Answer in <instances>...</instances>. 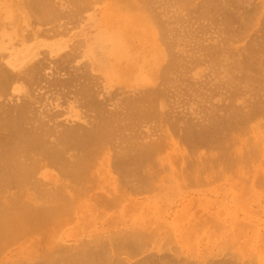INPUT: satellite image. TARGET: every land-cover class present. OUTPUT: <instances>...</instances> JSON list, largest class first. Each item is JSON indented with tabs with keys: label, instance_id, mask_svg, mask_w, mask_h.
<instances>
[{
	"label": "rangeland",
	"instance_id": "1",
	"mask_svg": "<svg viewBox=\"0 0 264 264\" xmlns=\"http://www.w3.org/2000/svg\"><path fill=\"white\" fill-rule=\"evenodd\" d=\"M2 1V8L9 11L12 18L10 17V19L5 21L2 49L0 50V52L4 53L5 56L10 55L12 52H14L17 66L20 71L26 70L32 64L35 65V62L37 61L43 62L44 64H46V66L42 69V72H44V74H46L48 78L50 76L55 77L59 75L55 78L50 77L51 79L71 78L74 75L71 72H74L73 70L75 67H78L77 71L78 73H81L83 70L87 69V67L84 66L86 62H90L91 60H94L96 62V59L94 58L83 56V51H85L84 49L86 47V44L90 43V41L92 40V38L90 37L86 40V36H88V34L95 35L96 33L104 29L113 28L115 30L116 27L111 26L115 24L116 20H119L118 18L114 17L115 14L119 12V10H129L128 12H130L131 14H143L141 15V17L145 16L143 18H147L146 20H148L149 23L146 26L150 29H154L155 33H157L155 41L151 43H155L158 48H161L164 51L167 60L169 59V57L168 52L166 51H169L171 49V52L174 51L173 53H177L178 51L180 54L182 52L181 56H183L184 51L186 53H184V55H188L193 51L197 55H199L200 53L203 54V52L207 50L206 48L208 47H206L205 49L202 47L204 49L202 50V48L200 49L199 47V43L200 45L202 43H206L209 45L210 42L214 44L218 39L219 46H221V43H224L222 42L221 38H224V34L227 35V32L224 29L228 27L231 29L232 27H234L231 30L229 29L231 33L232 30L236 29L237 25L239 26V24L245 23L246 18L247 20L244 24L246 26L240 25L244 30L246 27V32L244 30L243 32H241L242 34L238 32L239 38L237 36L238 34H235L237 38L235 39V37L232 36L231 38H234L232 39L234 41L232 42V40L230 39V43L228 42L230 46L228 45V47L226 45V51L229 50L226 53L224 51L225 55L228 56V61H225L226 63L234 60H236V62H241L243 60V57L247 53V48L245 46L247 44L248 47L251 38L253 37L252 40L254 41H251L253 45L251 44L252 46L249 48L257 47L256 42L258 41V39L256 40L255 36L264 35V32H262L264 26H261L262 24H264V21H261V19H264L262 18L264 17V0H251V3L249 4L248 2H250V0H236L234 4H229V6L231 7L234 6L233 8L236 7L235 9L230 8L234 12L235 10H237V4L240 6H238L239 10L237 11L239 13L240 11L243 12L240 13L241 18L240 16L237 17L240 18L238 19V22L233 24L235 21H232V24L236 26L230 24L231 27L230 25L227 26L224 24L223 18L225 15L221 17L218 16V14L217 16L219 18L217 19L219 20L221 18V23H223V26L225 25L224 29L219 27V23L221 20H214L215 24H213V26H216L212 28V23H210L209 20V17L211 19V15L208 14L209 17L207 14H205L204 16L201 15L202 13L200 10V3L201 1L204 2V0H201L200 2H198L199 0H192L187 1L186 3L183 2V4L180 2L182 4L180 5V7L177 5L180 4L179 2L177 3V0L176 2H169L170 5L169 3L167 5L169 7L162 6L161 3L164 4L163 0H160L159 3H153V0L149 5L153 7V11H151L152 8L148 6L143 7L141 5L142 3H140L139 0H89L83 10L77 14L71 13V10H73L71 9V6L74 7V5H70L69 9V4H67V7H64L66 6V2H63L64 0H55V3L57 4H55V6H58L61 9H58L57 7V10L61 12V16L58 15L57 17L45 23L37 22L27 18L28 14H25L24 12L25 6L23 5V1ZM56 1L62 2L65 5H58L60 3ZM221 1H227L228 3L230 0ZM203 2L201 3V5L203 4ZM158 4H160L159 7H157ZM197 4H199L198 6H200L199 9L198 7L197 9L195 8V5ZM124 6L126 7L125 10ZM162 8L164 9L163 11ZM165 9L169 11H166ZM62 10H64L65 12ZM159 10L161 11L160 13H158V15H161L160 17L156 13L159 12ZM198 12H200V14ZM152 13H156L155 15L159 17V21L158 19H155L157 17L151 15ZM251 13L255 15L253 16L251 15ZM246 14L248 16H246ZM198 15H201L202 17H205L207 15L206 18L208 17V19H201V16L198 17ZM171 17L176 19L172 20ZM179 17L182 18V20L179 19ZM254 17L255 20L253 19ZM161 18H166L164 22L165 25H161L160 21H164V19ZM168 18L172 22H170ZM237 18L234 20L237 21ZM188 19H190L191 21ZM154 20H157L158 23ZM207 20L209 21L207 22ZM240 20H243L244 22L242 21L241 23ZM217 21L219 22L218 24L216 23ZM167 22L170 23L168 24ZM260 22L262 23L260 24ZM205 23H210L211 25L209 24V26H212L210 27L211 29ZM221 23L220 26H222ZM158 24H160L161 27H166H162L163 30H167L169 27H173L170 30L168 29L169 32L167 31L166 34L162 32V34H165L163 35L166 36V40L164 37H162L163 35L161 34L160 30L162 28L159 29ZM203 24L206 26V29L209 28L213 32L208 29L207 31H204L205 28H201ZM248 25L250 28L247 27ZM260 26L262 28H260ZM174 27L175 31L180 30V33L178 31L177 34V32L173 30ZM239 28L241 29V27ZM214 29L216 31H214ZM222 29L225 33L222 32ZM171 30H173L174 32H172ZM217 30L222 32L221 33L218 31L221 35L218 34ZM237 30H235L234 32H237ZM214 32L217 33L218 36L220 35L221 38L219 36L215 39L216 34ZM172 36L175 38V40L172 38ZM258 36L256 38H258ZM167 37H169L170 41H172V39L174 40V45H172V42L168 41L169 44L171 43V47L169 46L171 49L167 48L169 45L168 43H166ZM209 38H211L212 40ZM218 42H216V44ZM247 42H249V44ZM57 43H64V46L62 48H58ZM211 43L210 45L212 46L213 44ZM203 44L201 46L205 47L206 44ZM195 46H198L199 48H196ZM184 48L188 50L190 48L191 49L188 51ZM197 49L200 51H198ZM68 51L72 52L73 57L70 58V60L64 62L65 68L60 69L55 67L56 65L54 64L56 63L53 60L58 59L60 55ZM20 53H22L21 58L18 57ZM230 53H236V55H231ZM242 53L244 55H242ZM261 54V58L264 59V53ZM167 60L163 61V64ZM188 67L186 68L187 70L185 69V71L183 68H181V71L183 70L182 74H184V80L182 78V74H180V80H178L177 74H179V72L181 73V71H178V73L175 74L177 80H172L171 83L168 82V87H171L172 85L186 86V84L188 85L192 81L196 85H199L198 83L201 81L200 79H202V81L204 80L202 83L203 86L204 84H206L204 88H207H205L206 90L204 88V90L202 89L203 93L194 94V90L189 89L187 94L181 92L182 96H179V94L177 96L172 95L173 97L168 96L169 98L166 97L167 99L165 97L160 98L162 103L164 104L163 110L166 109L167 111L171 110V112H175L174 114H170L169 112V114L173 116V120H175V118L177 117V113H180L178 116H183V118L178 121L177 127L179 125L180 126L176 129V131L173 132V130L170 128V122H168L169 126L167 125L166 121L164 124L160 122L161 125H158V119L156 121L155 118H149L148 121L144 119V121H140V123L138 122V124L136 125V128L138 127V129L143 130V132H139H142L143 135L148 133L146 134V136H149V138L151 139L153 137L155 138L156 136L158 137V134L160 132V136L163 133V139L164 136H166V139H164L166 142L163 149H158L157 154L156 152H153L150 160H148L145 164L143 163L144 165L142 164V168H138V171L136 170L134 172L136 174H132V178H130L131 174L127 175L128 177L130 176V179H127V176L125 178L124 176L121 178L122 175H119L120 173L117 172L120 170H115L113 166L110 165L112 163L110 161H113L115 159L114 155H117L116 153L120 149L119 146L118 148L117 146H115L117 145V143H119L117 142L119 138L114 141L111 140L112 143L116 142L115 145H113L112 143L104 145V148L100 152L102 154L99 153V156H96V166H93L94 168L92 167L91 171L89 170L90 175L88 176V178H90L91 176L95 177L94 179L96 181H93L91 178L89 179L90 182L89 180H85L86 184L84 185L87 187H85L83 184L82 187L79 186V184H71L72 186H77L76 188H78L79 193L83 192V195H86L87 192L88 195L80 196L79 194L77 198H74L75 201L71 205H73L74 207H72L75 209L70 207V211L61 217V221L56 223L50 222L49 225L42 226V228H40V230H37V232L23 236L21 240L19 239V241L16 240L14 242L6 244L7 246L3 247V249H5L2 252L0 249V264H20L22 262L23 264L25 262L28 263V261L26 260L27 257L25 256V248H31L38 245L39 247L43 246L41 248L45 250V245L49 244H47L45 240H48L49 235L50 239L48 240V242L52 241L54 245L60 244L71 247V245L75 246L85 242L96 241V244L98 246L103 245L102 241L104 242V240H107V243L111 242L110 240L116 237L117 233L119 235V231L120 236H123V233H125V231L126 234H130V232L133 233V231H140L138 234H142L141 232H143L142 238L141 235H138L139 241H141L142 239L143 241H141V243L144 242V247L142 246L143 249L141 248L142 252L140 251V249L139 251L137 250L136 254L118 253L116 255L115 252H111L112 254L110 253L113 258L119 256L126 263H135L146 256L148 257L151 254H156V256L158 257V255L160 254L164 255V253H169L170 256H172L173 254L175 257L172 256V258H177V261L179 260V258L180 260L182 259V262L179 263H176V260L174 259L176 264H184L186 260L189 261V264H210V262L213 264L214 262L219 263V261L221 262L222 260H228L227 262L229 263L230 258V262H233L232 260H235L233 262H236L235 264H264V114H262L264 112L260 110L261 115L259 114L256 115L255 118L253 117L252 119L254 120H250V122L248 121V125H240L243 126L244 129L238 126L239 129L237 127V129L234 128V132L231 129V133L229 130L226 134L224 133V135H222L221 133L220 137L215 138V140L217 141L213 140L211 142L209 140L210 142H207L204 145L202 144L200 146L198 145L200 143H194V145H192V142L186 143V141L184 142V140H180V135L184 134V132L186 131L184 129V121L182 122V120L192 118V121L199 123L201 121L199 117L202 118L203 115L202 111L204 105L206 106L208 104L209 106V104L211 105L213 103H220L224 100L228 101L229 97L227 96L228 93L226 92V89L228 87V89H230L234 84L232 80H227L228 77H226V72L223 71V67L221 65H217L212 68L211 65H207V62H201L200 64L198 62L196 64L189 63ZM47 72H49L50 74H48ZM89 72H91V74L93 75L92 78L94 80V87L96 89V93L99 95L97 97L100 100H105V98L102 97L103 95H101L102 93H104V95L107 94L105 87L110 91L115 90L117 92L115 96L116 98H118L116 99L117 104L122 95H125L122 91H126V94L129 92L133 94V92L131 91H134V89L136 90V88H133L136 86L135 81L130 82V85L125 84V82L121 79H114L112 80V82H108V80H104L105 77H103V74H101L96 69H91L90 67ZM232 72H234V75H240V72H237L235 70H233ZM160 78H158L159 80L157 81L156 85L161 82L160 80L162 79ZM212 78L213 80H211ZM82 79L83 78H79L78 81L80 82V80ZM197 79L199 80V82H197ZM206 79L207 81H205ZM71 80H67L68 83H71L73 81ZM187 80L188 82L186 83ZM76 81L77 80H74L73 84H75ZM229 82L231 86L229 85ZM181 83L183 84L181 85ZM45 85L46 84L43 82L39 86H37L34 82L28 83L24 82L23 80H19L16 81L15 86L19 87L20 89L19 91H15V95H17L18 98L22 97L24 93H27L31 98H33V96H40L36 98V100L38 101H36L35 103L36 107H38V110H42L43 108L51 109L52 107L54 108L51 109L52 111L60 109L58 110V112L61 111L62 114L58 113L57 111L54 112L61 114L56 118L64 123H67L68 120L70 123H74L75 121L78 123H83L88 119V116L86 114H83V110H85V108L78 106V102L74 99L75 95H72V92H70L71 94H66L65 98L64 96L63 98H61L62 94L59 92L58 95L57 93L60 90H58L57 92L54 90L51 91L46 89ZM167 85L165 84V86ZM215 85H217V87L218 85L220 86L217 88L218 90L220 88V91L217 93L215 92L216 90L213 89V87L216 88ZM173 86L170 88L171 90L167 87L170 92L174 90ZM222 87H224V89ZM24 88L25 90H23ZM69 88H71V86ZM222 89L226 94H224ZM66 90L67 89H65V91ZM168 90L167 92L169 94L170 92ZM11 92L12 91L10 89V91L6 93L5 98H9ZM262 92H264V88L261 89V92L259 91V98L264 100V96H261L264 95L262 94ZM171 93L169 95H171ZM209 93L211 94L209 95ZM249 94L250 93L240 94L236 96L237 98H230L229 100H232L234 102L236 99V103L243 102V104H245V101L243 100H253V98ZM223 97L224 100H221ZM172 98H174V100ZM111 100H109V102H105V107L107 105V109L109 110L112 108H115L113 110L119 109L120 106H118L117 104H115L116 107L118 106L117 108L112 106L115 100L114 102ZM202 103L205 104L201 105ZM169 106L171 109L169 108ZM200 109H202V111ZM86 112L88 111L86 110ZM184 112L189 115H186ZM155 124H157L160 128V130L158 127L156 128V132H158V130L160 131L157 134L156 132H153L155 128L153 129V131L151 130L153 126H157H155ZM189 128L188 129L190 131L193 129H191V126ZM240 128H242V130H240ZM146 129L148 130L146 131ZM150 130L152 134H150ZM127 131H129L128 133L131 134L132 130L131 128L130 130L126 129L124 131L125 134H128ZM244 131L245 134L240 135L242 134L241 132L244 133ZM173 135L175 137H173ZM115 138L116 136H114L113 139ZM146 139H148V137L143 140L145 141ZM220 141H222V143ZM236 141L240 143L238 144L236 143ZM234 142L235 145L232 146L231 144H234ZM222 146L225 148L228 147L229 150L231 149V151L235 155H231L228 148L226 153L225 148H223ZM114 147L117 150H115ZM220 149H224V152ZM112 155L114 156V158ZM153 155H155V157H153ZM152 158H155V161ZM149 163H152L151 165L153 166L146 165ZM144 168L146 171L144 170ZM45 169L48 171L47 173H45L46 177H43L44 175H41L42 173L39 175V177H42V180L49 181V176L56 175L57 171L51 167H47ZM95 173L96 175H94ZM134 176H136V178ZM91 181H93V183ZM88 185H90L89 187L93 185L92 189L90 188L89 190ZM130 185L133 186V188H135V186H138L140 190L137 188L135 189L139 191V194L135 189H132ZM127 186L130 187L127 188ZM80 187L81 189H79ZM86 188H88V191L84 190ZM130 189L135 190L136 193ZM51 229L53 230L50 231ZM44 231H47V233L45 232L46 234H48L49 232L50 233L47 237H43L44 240L42 241L41 236ZM51 234L53 235L51 236ZM110 236H113L111 237L112 239L109 238ZM146 236H148L147 238H149L150 240L147 239ZM38 239L40 240L37 241ZM53 243L50 242V245H53ZM138 252L139 254H137Z\"/></svg>",
	"mask_w": 264,
	"mask_h": 264
},
{
	"label": "bare ground",
	"instance_id": "2",
	"mask_svg": "<svg viewBox=\"0 0 264 264\" xmlns=\"http://www.w3.org/2000/svg\"><path fill=\"white\" fill-rule=\"evenodd\" d=\"M21 1H23V5L25 6V7L23 6L25 8L24 9L25 14H28L27 18L32 19L34 21L45 23L57 17L58 15L61 16L60 15L61 12L57 10L58 6L57 7L55 6L56 4L55 0H21ZM59 1H56V2H59ZM88 1L89 0H64L63 2L64 3L66 2V6L64 7H67L68 6L67 4H69V7H68L69 9H70V5H74V7L71 6V9H73L71 10L72 11L71 13L77 14L83 10V8L85 7ZM139 1L140 3H142L141 5L143 7L148 6L152 8L151 11H153V7L149 6L153 0H139ZM159 1L160 0H154L153 3L155 2L159 3ZM172 1L176 2V0H163L164 4L163 3L161 4L163 7H166L168 3ZM187 1H192V0H177V3L181 2L183 4V2L186 3ZM200 1L201 0H199L198 2ZM235 1L236 0H232V1L230 0L227 3V1H221V0H217V1L216 0H207V1L204 0V2L201 1V3L203 2L202 5L200 3L201 7L198 6L199 4H197L195 5V8L197 9L198 7L199 9L200 7V10L202 13L201 15L203 16L205 14L211 15V19L209 15L208 17H209L210 23H212V26L213 24H215L214 20L219 18L218 16L223 17L224 15L225 16L223 18L224 19L223 22L225 25L229 26L230 24L233 25L236 22H238V19L241 18L240 13L243 12V11H240L239 13L237 11L239 10L238 4H237V10H235V12L232 9H235L236 7L233 8L234 6L233 7L229 6V4H234ZM59 3L60 4L58 5H61V6L65 5L62 2H59ZM181 3L177 5L180 7V5H182ZM249 3H251V0L250 2H248V4ZM2 4H3V1L0 0V50L2 49V42H3L2 39H3V34H4L3 30L5 27V21L10 19L11 17L10 12L2 8ZM159 5L160 4H158L157 7H159ZM125 8L126 7L124 6V10ZM58 9H60V7H58ZM163 10L164 9L162 8V11ZM128 11L129 10L127 11L119 10V12L115 14L114 17L119 19V20H116L115 24L111 26V27L115 26L116 27L115 30L113 28L104 29L96 33L95 35L88 34V36H86V40L89 37L92 38V40L90 41V43L86 44V47L84 49L85 51H83L84 52L83 56L84 57L89 56L90 58H94L96 59V62L94 60H91L90 62L89 61L86 62L84 66H86L87 69L83 70L81 73H78L77 71L78 67H75L73 70L74 72H71L72 74H74L73 77L71 78L53 79L59 76V75L55 76L56 75L55 74L54 75L55 77L50 76L53 78L51 79L49 77L50 78L49 79L47 75L44 74V72H42V69L46 66V64L40 61L35 62V65L32 64L26 70L20 71V69L17 66L14 52L6 56L4 53L0 52V249H1V252L5 249V248L3 249V247L7 246L6 244H9L10 242H14L16 240L19 241V239L21 240L23 236L33 234L34 232H37V230H40L42 226L49 225L50 222L56 223V222L61 221L62 219L61 217L70 211V207L71 208L74 207L73 205H71L75 201L74 198H77L79 194L80 196L85 195V194L83 195V192L79 193L78 188H76L77 186H72L71 184H76V185L79 184V186L82 187V184L83 185L86 184L85 180H89L90 178L93 181L95 180L94 179L95 177H92V176L88 178V176L90 175L89 170L91 171V168L93 166H96V156H99L98 154L102 151V149L104 148V145L108 143L109 144L112 143L111 140L114 141L119 138L117 140V142H119L117 143V145H115L116 142L112 143L113 145L117 146V148L119 146L120 149L117 151L116 153L117 155H114L115 159L114 160L112 159L113 161H110L113 163V164L111 163L110 165L113 166L115 170L116 169L120 170L117 172L120 173L119 175H122L121 178L123 176L125 178L129 174H131V177L130 176L129 177L132 178L133 177L132 174H136L134 172L136 170L138 171V168L141 169L142 166L145 163H147L148 160H150V157L152 156L153 152L154 153L156 152L157 154L158 149H161V148L163 149V147L165 146V142H166L164 140L166 139L165 138L166 136H164V139L162 137L164 135L163 133H162L163 135L161 134L160 136L161 132L159 131L160 128L158 127V125H161L160 122L164 124L166 121L167 125L169 126L168 122H170L171 124L170 128L173 130V132H175L176 129L180 126L179 125L177 127L178 121H180L183 118V116L180 115L181 116L180 117L178 116L180 113L179 114L177 113V117L175 118V120H173L172 119L173 116L170 115L173 113V111L172 112L171 110L167 111L166 109L163 110L164 104L162 103L160 98H163V97L166 98L172 95L177 96L179 94H180L179 96H182L181 92L184 94H187L189 89L194 90V94L203 93L202 89L206 85L204 84L203 86L202 83L204 80L202 81V79H200L202 81V82L200 81L201 83L197 79L198 80L197 82H199L198 83L199 85H196L193 81L190 83L191 84L194 83V84L191 85L189 83L187 85L186 84L188 82L187 80L186 83H184L186 84V86L182 85L183 83H181L182 86L175 85L177 86L175 87L172 85L174 88V90L171 91L172 93L168 90V88L170 89L172 87V86L168 87L167 85L168 82L171 83L172 80L176 81L177 78L178 80H180L179 79V77L181 76L180 74H182L183 72V70L181 71V68H183L185 71V69L189 66V63L196 64L199 62L200 64L201 62H207V65L208 64L211 65L212 68L217 65H221L223 67V71L226 72V77H228L227 80H232V82L234 83L230 89H228L229 87L227 89L225 88L226 92L228 93L227 96L229 97V99L237 98L236 96L240 94L250 93L249 95L253 98V100L249 101L247 97L245 98L247 100H243L245 101V104H243V102L236 103V99L234 102L229 99L228 101H225L223 97L221 100H224V101L220 103H213L211 105L209 104V106L208 104L205 106L204 105L205 103L204 104L202 103L201 105H204V108H203V111L202 109L200 110L203 112V115H202V118L198 116L201 120V121L199 120L200 121L199 123L192 121V118L182 120V122L184 121L183 122V124H185L184 129L186 131L184 132V134L180 135V140H184V142L186 141V143L192 142V145H194V143H197V144L200 143L198 145L201 146L202 144L204 145L207 142H210V141L212 142L213 140H215V138L220 137L221 133L222 135H224V133L226 134L228 130L229 131L231 129L233 130L236 127L238 128V126L243 128V126H240V125H243V124L248 125L250 120H254L252 119L253 117L255 118V116L259 115L261 111L264 112V110H262L264 109V100L259 98L260 97L259 91L261 92V89L264 88V59H262L260 56L262 55L261 53H264V35L262 36L259 35L260 39L258 35H257L258 38H256L257 36H255V39L256 40L258 39V41L256 42L257 47L249 48L253 45L251 42V41H254L252 40L253 37L251 38L250 44L249 42H247L249 44L248 47H247V44L246 46L244 45L247 48L246 49L247 53L244 57L242 56L243 60L241 62H236V60L227 62V63L225 62V61H228L227 60L228 56L225 55V53L229 51L228 48H227L228 51H226V47L229 45L228 42L230 43V39L231 40L234 39V38H231L232 36L235 37V39L237 38V36L239 38V33L243 32L244 29L240 25L246 26L244 25L247 20L245 16H244L246 18L245 23L243 24L238 23L239 26L237 25L236 29L232 30L233 32L231 31V33H230V30L234 27H232L231 29L229 27L224 29L225 25L223 26V23H221L222 22L221 18L219 20H221L220 23L223 27L220 26V23L218 22L219 20L217 19L218 21L216 23L217 24L219 23V27L223 28L227 32V35L224 34L225 35L224 36L225 39H224L223 37L221 38L220 36L221 34L219 32L221 31L217 30V32L219 31L218 34H220L219 36L222 42L224 43H221L222 45L219 46L218 39L215 41L214 43L215 45L210 42L211 44H213L212 46L210 45L209 42H208L209 45L206 43H205L206 45L202 43L203 45H205V47L201 46L202 44L200 45L199 43L200 49L202 47L204 49L208 47L206 48L207 50H205L206 52L204 51L203 54L198 53L199 55H197L193 51L190 54L187 53L188 55H184L185 53L184 51L183 56H181L182 52L180 54L178 51L177 53H173L174 51L171 52L172 50L170 48L171 43L169 44V42H172L173 43L172 45H174L175 36L174 35H173L174 37L172 36V38L174 39V40L172 39V41H170L169 37H167L166 43L169 44V45L167 44L168 45L167 48L171 49L169 51H166L168 52V57H169V59L167 60L166 54H164V51L161 48H158V46L155 43L154 44L151 43L155 41L157 33H155L154 29L152 28L150 29L146 26L149 23V21L146 20L147 18H143L145 16L141 17V15L143 14L135 15L133 13L131 14ZM166 11H169V10H166ZM160 12H161L160 10L159 12H156L157 15ZM156 13L154 14L152 13L151 15H154L155 17H157L155 19H158L161 15H158L159 16L158 17L155 15ZM198 13L200 14V12ZM251 15L253 14L251 13ZM162 16H163V13H162ZM200 16L198 15V17ZM206 16L205 17L201 16V19L202 18L205 19ZM238 16H240V18H237ZM246 16L248 15L246 14ZM208 17L206 19H208ZM171 18L172 20L176 19L173 17ZM236 18H237V21L234 20ZM161 19H164V18H161ZM165 19L164 21L162 20L163 23L162 21H160L161 25H165L164 23ZM179 19L182 20V18L180 17ZM253 19L255 20V17ZM209 20H207V22ZM154 21L158 23L159 19L158 21L157 20H154ZM169 21L172 22L170 19ZM232 21L233 22L235 21V22L233 23ZM242 21L240 20L241 23ZM261 21H264V19H261ZM261 23L262 22H260V24ZM209 24H206V25H208L209 28L212 27V26H209ZM161 25L158 24L159 29L163 27V26L161 27ZM214 26L212 28H214ZM233 26H236V25H233ZM261 26H264V24H262ZM261 26L260 28H262ZM202 27L205 28L206 26L203 24L201 28ZM239 27H241L242 30ZM247 27H249V25ZM163 28H166V27H163ZM163 28L160 29L161 34L162 32L166 34L167 31L169 32V30L173 27L171 28L167 27L169 30L164 29L166 31H164ZM179 28H182V27H179ZM209 28L207 29L210 30L211 28L210 29ZM207 29L205 28L204 31H207ZM173 30L175 31V27ZM173 30L171 31L174 32ZM224 30L222 31L223 33H225ZM235 30H237V32H234ZM246 30L247 29L245 27L244 31L246 32ZM178 31L180 33V30H176L175 32H177L178 34ZM214 31L216 30L214 29ZM262 32H264V29H262ZM233 33L234 35L235 34L236 35L238 34V35L234 36ZM215 34H216L215 36V39H216L219 36L217 35V33ZM164 35L162 37L165 38L166 36ZM149 36H150L151 41L149 39ZM233 41L234 40H232V42ZM216 42L218 43L216 44ZM57 45H58L57 46L58 48H62L64 46V43H57ZM203 48L202 50H204ZM230 54L236 55V53L234 54L230 53ZM242 55L244 54L242 53ZM21 56H22V53L18 55L19 58H21ZM72 57H73L72 52L68 51L66 53H63L62 55H60V57H58V59L53 60L56 63L54 64L56 65L55 67L60 68V69L65 68L64 62L70 60V58ZM165 60L167 61L163 64V61ZM90 67L91 69H96L101 74H103V77H105L104 80H108V82H112V80L114 79H121L125 82V84L130 85V82L135 81L136 86L133 88H136V90L134 89V91L133 90L131 91L129 89L131 92H133V94L130 92L126 94V91H122L124 92L125 95H122V97L119 99V102L117 104L116 99L118 98L115 97L117 92L115 90H114L115 92L110 91L108 90V88L105 87L107 94L106 93H105L106 95H104V93L101 94L103 95L102 97L105 98V100H100L97 97L99 95L96 93V89L94 87V80L92 78L93 75L91 74V72H89ZM233 70L240 72V75H237V74L234 75V72H232ZM178 71H181V73L179 72V74H177ZM221 71H222V68H221ZM47 73L50 74L49 72ZM175 74H177L178 76L177 78ZM183 77H184V74H182V78ZM79 78L80 79L83 78V79L80 80L79 82L78 81ZM158 78L162 80H160L161 82H159V84L156 85L157 81L159 80ZM69 79L70 80L72 79L73 81L74 80H77V81L75 84H73L72 80H71L72 81L71 83L70 82L68 83ZM19 80H23L24 82H28V83L34 82L36 83L37 86H39L43 82L46 84L45 88L48 90H51V91L54 90L56 92L60 90L57 93L58 95H59V92L62 94V95L60 94L62 96L61 98H63V96L65 98L66 94L68 95L70 92H72V95L74 94L75 98L73 96L72 97L78 102V106L85 108V110H83L84 113L82 112L83 114H86L88 116V119L85 120L86 122L82 120L84 121L83 123L85 124H83L82 122L78 123L76 121L74 123H70L69 120L67 122L69 124L59 121V119H57L56 117L62 114L61 111L58 112V110L60 109L54 110V111H57L58 113H61V114H58L52 111L51 109L53 107L51 109L43 108L42 110H38V107H36L35 103L36 101H38L36 100V98L40 96L38 97L33 96V98H31L29 97L27 93H24L22 97L18 98L17 95H15V91L16 90L19 91L20 88L15 86V84H16V81H19ZM211 80H213V78ZM225 80H224V83H225ZM205 81H207V79ZM165 84L167 86H165ZM69 85L71 86V88H69L70 87ZM229 85H230V82H229ZM215 86L216 88L213 87V89L216 90L215 92L217 93L220 91V88L219 90L217 89L220 86L219 85L218 87L217 85ZM222 88L224 89V87ZM10 89L12 91L10 94V97L5 98L6 93L9 92ZM65 89L67 90L65 91ZM200 89H201V92H200ZM23 90H25V88ZM167 90L171 93V95H169L170 93L168 94ZM128 94H131V95H128ZM210 94L211 93H209V95ZM224 94L226 93L224 92ZM262 94H264V92H262ZM261 96H264V95H261ZM205 98H206V95H205ZM172 99L174 100V98ZM109 100L113 102L115 100L114 104L112 102L113 104L112 106L116 107L115 104H117L118 106H120L119 109H116V110H113L115 108H112L110 110L107 109V105L105 107V104H106L105 102L106 101L109 102ZM86 110L88 112H86ZM186 115H189V114H186ZM149 118L150 119L155 118L156 121L158 119V122H159L157 123L158 125L155 124V126L156 125L157 126L156 127L153 126L151 130L153 131V129L155 128L153 132H156V128L158 127L159 128L158 132L160 133L158 134V137L156 136L155 138L153 137L152 139L149 138V136H146V134L148 133L145 132L146 134L143 135L142 134L143 130L138 129V127L136 128V125L138 124V122L140 123V121H144V119L148 121ZM190 126H191V129L193 128L191 131L189 130ZM130 128L133 132L131 131V134H129L128 133L129 131H127L128 134H125L124 131L126 129L130 130ZM242 128H240V130H242ZM147 130L148 129H146V131ZM151 130L149 131L150 134H152ZM139 131H142V132H139ZM245 131L244 133L241 132L242 134L240 135L245 134ZM158 132H156V134ZM171 134H172V131H171ZM114 136H116L115 139H113ZM147 137L148 139L144 141L143 139ZM173 137L175 136L173 135ZM220 142L222 143V141ZM236 143L239 144L240 142L236 141ZM231 145L232 146L235 145V142L234 144L232 143ZM227 148H225L226 153H227ZM106 150H107V146H106ZM221 151L224 152V149H222ZM229 151L231 155L234 154L231 151V149ZM153 157H155V155H153ZM153 160L155 161V158ZM151 164L152 163H149L146 165H151ZM47 167H51L57 171L56 175H51L52 177L49 176V181L42 180V177H39L41 173H42L41 175H44L43 177H46L45 173H47L48 171L45 168ZM94 175H96V173ZM129 177L127 176L126 178L128 179ZM134 177L136 178V176ZM93 181L91 182L93 183ZM89 186L90 185H88V187ZM92 186L89 187V190L90 188L92 189ZM81 187L79 189H81ZM129 187L127 186V188ZM131 187L132 189H135V188L139 189L138 186H135V188H133V186ZM137 189L135 190L137 191ZM84 190L88 191V188ZM135 190H132V191L135 192ZM138 192L139 191H137V193ZM87 195L88 194L86 192L85 196ZM52 230L53 229H51L50 231ZM47 231H44L43 234L40 233L42 234L41 236L42 241L44 240L43 237H47L48 234L50 233L49 232L48 234H46ZM136 232L137 231H133V233L130 232V234H126V231H125V233H123L124 235L120 236V231H119V235L117 233L119 237L116 235V237L112 239L111 237L113 236H110L109 238L112 239L110 240L111 242L107 243V240H104V242L105 241L106 242L104 243L102 241L103 245L97 246L96 241L95 242L90 241V242H85V243L75 245V246L71 245V247L56 244V243H55L56 245H54L52 241L50 242L53 243V245H50V242H48V240L50 239L49 237L50 235H49L48 240H45L47 244L49 243L48 244L49 246L45 245V250L41 248L43 246L39 247L38 245L31 247V248H28V247L25 248V251H26L25 256L27 257L26 260L28 261V263L25 262L24 264H176L177 262L178 263L182 262V259L180 260L179 258V260L177 261L176 260L177 258H172V256L174 255L172 254V256H170L169 253H164V255L160 254L161 256L158 255V257L156 256V254L155 255L151 254L148 257L146 256L135 263H126L119 256H117L118 258L117 257L113 258L111 255L112 254L111 252H115L116 255L118 253H122V254L123 253L125 254L135 253L136 254L137 250L139 251L141 248L143 249L144 242L141 243V241L143 240L141 239V241H139V238H138V235H141V238H142L143 232H141L142 234H138L140 231L137 233ZM52 235L53 234H51V236ZM147 237L148 236H146V238ZM39 240L40 239H38L37 241ZM142 249L140 250L141 252H142ZM137 254H139V252ZM174 259L176 260V263ZM222 261L221 262L219 261V263L214 262L213 264H235L236 263V262L233 263L235 260H232L233 262H230L231 258L229 260V263L227 262L228 260L227 261L224 260L223 262ZM185 263L189 264V261L186 260ZM20 264H23V262ZM210 264L212 263L210 262Z\"/></svg>",
	"mask_w": 264,
	"mask_h": 264
}]
</instances>
